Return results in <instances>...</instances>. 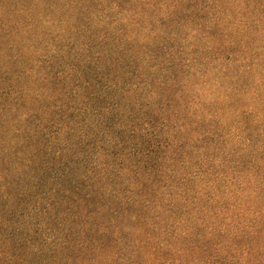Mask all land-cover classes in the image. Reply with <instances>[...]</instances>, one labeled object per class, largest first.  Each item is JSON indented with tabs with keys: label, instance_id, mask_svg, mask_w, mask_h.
Segmentation results:
<instances>
[{
	"label": "trees",
	"instance_id": "obj_1",
	"mask_svg": "<svg viewBox=\"0 0 264 264\" xmlns=\"http://www.w3.org/2000/svg\"><path fill=\"white\" fill-rule=\"evenodd\" d=\"M0 264H264V0H0Z\"/></svg>",
	"mask_w": 264,
	"mask_h": 264
}]
</instances>
